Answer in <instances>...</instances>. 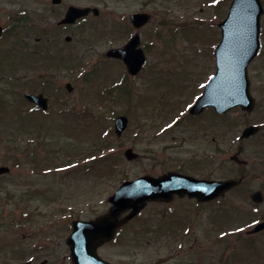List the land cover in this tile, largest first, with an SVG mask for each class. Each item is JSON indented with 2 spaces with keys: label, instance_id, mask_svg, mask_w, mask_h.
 Returning a JSON list of instances; mask_svg holds the SVG:
<instances>
[{
  "label": "rangeland",
  "instance_id": "rangeland-1",
  "mask_svg": "<svg viewBox=\"0 0 264 264\" xmlns=\"http://www.w3.org/2000/svg\"><path fill=\"white\" fill-rule=\"evenodd\" d=\"M231 1L105 0L97 6L100 19L89 20L69 43L62 32L37 43L49 26L48 17H54L42 15L55 12H41L42 0H0V25L6 28L0 42V166L11 167L9 174L0 176V264H72L67 244L72 223L105 215L111 207L109 197L125 181L172 171L199 149V134L220 135L224 158L228 157L245 125L264 121V50L250 65L251 89L258 102L254 114L235 109L213 119L212 130L206 117L197 120L188 113L214 71L221 38L218 24L228 15ZM140 5L154 18L167 17L168 25L183 28L173 34L165 28L161 39L152 35L155 22L147 28V66L141 76L126 72L120 85L125 66L109 60L106 51L122 45L127 35L114 40L107 19ZM14 14L24 22L11 21ZM261 23L264 39V16ZM262 44L264 49V40ZM67 83L74 86L71 93ZM120 88L124 96L115 91ZM28 92L51 98L46 115L27 103L23 96ZM30 107L35 113L26 114ZM119 115L130 118L121 137L114 127ZM176 122L181 126L174 127ZM192 135L184 147L172 148ZM129 148L138 159H126ZM248 154L253 163L259 162L253 150ZM259 168L252 164L251 170ZM178 205L170 214L167 206L152 203L118 239L100 245L99 256L120 264H264V232H240L264 219V202L256 212L250 199L228 203V222L217 230L206 220L216 218L217 205L201 210L188 202ZM190 217L198 223L187 235L180 224Z\"/></svg>",
  "mask_w": 264,
  "mask_h": 264
},
{
  "label": "flooded vegetation",
  "instance_id": "flooded-vegetation-1",
  "mask_svg": "<svg viewBox=\"0 0 264 264\" xmlns=\"http://www.w3.org/2000/svg\"><path fill=\"white\" fill-rule=\"evenodd\" d=\"M42 1H43L41 5L42 8L40 9L42 10L41 12L45 13L48 11L55 13L54 15H52L51 13L48 14L46 13L45 15H42L43 18L47 16H54V17H48L46 23L49 26H47L45 31L43 32L44 37H37L36 40L37 43L46 41L45 38L47 39V36L50 37L52 33H58V32H62L63 34H66L67 36L65 37V42L69 43L72 40L76 31H79L81 28L85 27V25L89 23V20H91L92 18L100 19L101 11L100 13L91 12L89 16L79 18V20L74 19V22L71 21L68 24H62L61 21L65 19L66 15L68 14V10L71 8H95L99 6V4L102 3V1H104L105 3V0H42ZM137 1L142 2L143 0H137ZM134 10L135 11L126 12L122 14L117 19L113 18V14H109V18L107 19L109 25L108 29L110 31L109 33L111 32L114 33L115 35L114 40H116L117 36H122L124 34L125 36L127 35L125 39L124 37L123 39H121L122 45L115 46L112 48L123 49V47H126L128 44H133L134 41L137 42V49L143 50L147 56L148 55L147 48L149 45V40L145 36V33L148 30L147 28L152 27L153 23L155 22L156 24L153 27L154 30L152 31L153 33L152 35L156 34L157 37L159 38L160 35L164 32L165 28H167V30L173 31L176 30L178 25L170 26L167 24L169 21L167 17L163 18V20L156 19L154 18V15L152 13L151 14L149 13L151 16L149 22L147 24H144L143 26H139L138 22L136 23L132 19V16L138 13L140 14L147 13L148 11L144 7V5H140L138 6V9H134ZM10 19L11 21L17 23L24 22V18L18 14H14L13 16H11ZM23 24L27 25L26 22ZM99 26L100 25L95 27V29H97ZM17 27L23 28L20 27V24ZM51 54H53V56L57 55V57L61 56V54H57V53H51ZM113 60L120 62L123 64V66H125V64L120 60L118 59H113ZM146 66L147 63L145 64V66L142 67L140 74L137 76H141L143 74V71L145 70ZM127 70H125L126 75L124 76L122 83H125V78L128 73ZM131 77L134 76L131 75ZM204 87L205 86H201L200 87L201 89H199L197 94L195 95L196 101L203 93ZM262 99H263L262 103L264 104V97ZM257 103L255 105L254 111L251 113H248L245 110L242 111L240 107L234 108V110L236 109L235 111H239L243 115L246 114L247 116H251L256 111L255 109ZM234 110H232L231 112H234ZM227 114H224L223 116ZM219 116L221 115L215 112L213 107H207L204 111H202L200 115L192 116V117L194 119L197 118V120L206 117L207 119H205L204 122H208L209 125H212V130H213L214 128L213 119H216ZM263 120H264V113H263ZM178 123L179 122H176L174 127L178 125ZM180 126L181 124L178 125V127ZM250 127H256V128H253L254 133L248 135L249 132H252V129H249ZM170 131L172 130L171 129L168 130V132ZM240 132L241 134L238 136L237 140L234 142L233 146L231 147V151H234V153L225 158L221 147L222 145L220 144V135L213 133V136L210 137L209 134H207L206 136H203V134L202 135L199 134L200 137L196 140L197 144L199 145V149L194 150V152L190 154V157L183 158L181 161H179L178 167L172 169V171L161 174V175H165L167 173L174 172L180 175L184 174L190 177H196L201 180H208L214 182L215 181L225 182L226 180H228L233 182V184L230 186V189H227V191L223 193H219L217 190H214L212 192L209 190L208 191V193L210 194L209 196L213 198L210 200L202 201V199L195 197V195L192 196L189 195L188 193H184V194L177 193L173 195L170 201L157 202V204L161 205L162 207L167 206L166 209L171 210V211H167V213L170 214L176 213V208L179 209L178 203L188 202L190 205L193 206L194 209L196 208L199 210L210 209L213 206L217 205V212L214 215L216 216V218L214 219L213 217L209 216L206 219L208 221V224L210 223V226L215 227L212 229H216V230L219 226H225L227 224L228 219L224 218V213L228 210L227 204L232 203L234 200L242 201V200L250 199L252 201V204H254L255 206L252 212H256L254 209L256 208V206H260L262 203L256 204L253 200L254 196L256 195L261 196L262 199H264V157H263L264 156V121L259 120L256 123H248V125H245V127ZM194 136L195 135L185 136L184 138H181L180 139L181 145H173L172 148L184 147V145L190 139L189 137H194ZM255 149H257V151ZM251 150H253L256 159L257 157L260 158L258 163L252 162L251 155L248 154V152H250ZM176 161L177 159L175 157V159H173V162L176 163ZM252 164L257 165V167L260 165L259 170L256 169L255 172L251 170ZM259 176H262L261 179L262 182L259 184V186H256L255 184L257 183ZM174 203H176V205ZM178 209L177 211L179 212ZM182 223L183 221L181 222L180 225L181 226L184 225L185 227L184 231L188 235L190 233L189 229L196 226L198 221L192 220V217H190L188 219V222H185L183 224ZM221 231L223 234H226L228 230L221 229ZM260 234L261 233L251 234V235L258 236Z\"/></svg>",
  "mask_w": 264,
  "mask_h": 264
},
{
  "label": "water",
  "instance_id": "water-1",
  "mask_svg": "<svg viewBox=\"0 0 264 264\" xmlns=\"http://www.w3.org/2000/svg\"><path fill=\"white\" fill-rule=\"evenodd\" d=\"M232 3L229 17L220 24L223 40L217 49L219 70L211 79L205 95L195 107L194 110L197 112L212 104L221 113L237 105L250 111L254 106V99L249 89L248 66L261 47L260 19L264 11L263 4L260 0H234ZM85 13L80 11V14ZM1 33L2 28L0 27V38ZM126 52L123 50V52H112L109 55L123 57ZM141 60L139 54L134 55L135 64H139ZM26 97L46 107L47 100L42 95L34 97L28 94ZM127 122V118L117 120L116 127L119 134L126 129ZM130 153L131 151L128 152ZM7 171V168H0V173ZM173 183L172 177L161 178V180L145 177L138 181H129L121 186L115 196L110 198L113 207L108 215L98 217L96 221L75 222L69 239L74 264H110L98 257L99 245L104 241H109L120 225L130 220L141 209V203L144 204L148 200H156L162 196L169 197L173 191L189 190L187 185L178 184L176 186ZM130 208H133L131 215L119 220L121 212ZM257 228V231L263 229L264 223Z\"/></svg>",
  "mask_w": 264,
  "mask_h": 264
}]
</instances>
